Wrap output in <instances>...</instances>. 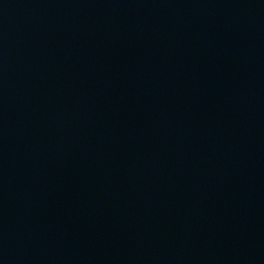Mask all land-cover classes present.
<instances>
[{
  "label": "water",
  "instance_id": "95a60500",
  "mask_svg": "<svg viewBox=\"0 0 264 264\" xmlns=\"http://www.w3.org/2000/svg\"><path fill=\"white\" fill-rule=\"evenodd\" d=\"M0 264H264V0H0Z\"/></svg>",
  "mask_w": 264,
  "mask_h": 264
}]
</instances>
